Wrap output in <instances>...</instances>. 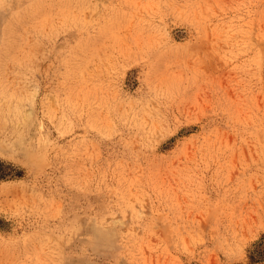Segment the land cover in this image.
<instances>
[{
    "label": "rangeland",
    "instance_id": "rangeland-1",
    "mask_svg": "<svg viewBox=\"0 0 264 264\" xmlns=\"http://www.w3.org/2000/svg\"><path fill=\"white\" fill-rule=\"evenodd\" d=\"M0 264H264V0H0Z\"/></svg>",
    "mask_w": 264,
    "mask_h": 264
},
{
    "label": "bare ground",
    "instance_id": "bare-ground-1",
    "mask_svg": "<svg viewBox=\"0 0 264 264\" xmlns=\"http://www.w3.org/2000/svg\"><path fill=\"white\" fill-rule=\"evenodd\" d=\"M182 75H183V73H182ZM227 81V80H226ZM227 84V83H226ZM233 94V93H232ZM3 139V138H2ZM5 140V139H4ZM5 147V146H4ZM223 170V169H222Z\"/></svg>",
    "mask_w": 264,
    "mask_h": 264
}]
</instances>
